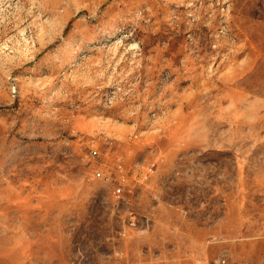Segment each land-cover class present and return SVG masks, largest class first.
I'll use <instances>...</instances> for the list:
<instances>
[{"label": "rangeland", "instance_id": "1", "mask_svg": "<svg viewBox=\"0 0 264 264\" xmlns=\"http://www.w3.org/2000/svg\"><path fill=\"white\" fill-rule=\"evenodd\" d=\"M0 264H264V0H0Z\"/></svg>", "mask_w": 264, "mask_h": 264}, {"label": "built area", "instance_id": "2", "mask_svg": "<svg viewBox=\"0 0 264 264\" xmlns=\"http://www.w3.org/2000/svg\"><path fill=\"white\" fill-rule=\"evenodd\" d=\"M92 154L95 156V155L98 154V151L95 150V149L93 148V149H92ZM119 168L122 169V165H120ZM94 176L97 177V178H104V179L106 178V176L104 175L103 171H100V170H97V171L95 172ZM122 178H123V176H122ZM106 179H107V180H110L109 177H107ZM120 185H121V186H119V187L116 188V193H117L118 195H122V192H123V188H122V187H123V183L120 182Z\"/></svg>", "mask_w": 264, "mask_h": 264}]
</instances>
